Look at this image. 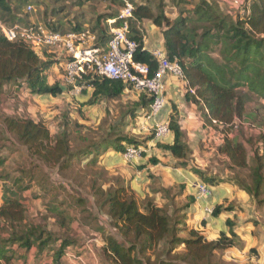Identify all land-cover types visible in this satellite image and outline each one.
Returning <instances> with one entry per match:
<instances>
[{
	"label": "trees",
	"instance_id": "1",
	"mask_svg": "<svg viewBox=\"0 0 264 264\" xmlns=\"http://www.w3.org/2000/svg\"><path fill=\"white\" fill-rule=\"evenodd\" d=\"M95 1L99 0H0V18L8 25L27 24V15L23 11L30 4H47L52 8L53 15L61 7L73 5L81 9ZM104 1L112 4L121 2ZM171 3L178 9L174 20L168 16L162 3L154 10L146 0L142 4L134 2V19L130 21L129 36L139 45L135 60L149 67L150 78L156 75L160 63L145 49L144 37L139 29L143 21H152L163 32L167 60L177 62L183 70L187 101L200 109L208 127L229 134L245 115L248 96L244 89L264 101V0H248L243 14L237 16L225 13L216 1L171 0ZM122 8L118 13H108L97 19L96 23L103 20L108 26V21L117 18ZM88 29L87 26L82 28L75 24L73 32ZM106 32L103 29L99 35V40L105 45L110 39ZM213 53L218 57H213ZM54 65L60 66V63L48 50L39 55L25 43L8 42L0 34V105L5 94L4 88L11 83L38 97L55 98L63 95L65 87L62 80L54 84L49 82V72ZM85 84L93 89L87 104L90 106L102 101H117L130 91L122 82L101 77L87 78ZM190 89H195L196 93H191ZM139 100L132 111L134 119L138 118L136 113L140 108L144 109L145 115L150 112V97L142 93L139 94ZM177 115L174 106L169 118L174 135L173 144L159 142L157 147L169 152L177 160L185 161L190 147ZM3 123L6 131L27 147L31 156L47 168L58 169L62 174L75 162L82 163L83 158L93 156L88 166H97L99 158L114 145L115 151L124 154L127 147H138L141 143L132 135H123L118 124L112 127V134H117L115 140L108 139L74 150L66 129L52 137L42 121L32 118L6 117ZM260 143L262 148L250 158L244 144L226 138L220 153L228 159L233 169L248 172L246 177L237 174L231 182L260 206H264V134ZM0 163L4 164L1 158ZM151 163L158 165L159 161L153 159ZM185 164L186 161L182 163ZM193 173L204 177L201 171ZM9 180V175H1L0 188L4 187L2 182ZM204 180L210 188L223 182L213 178ZM93 184L99 210L108 216L114 230L129 245V248L124 247L115 236L106 238V254L111 255L113 264H147L142 256L161 247L163 251L155 264H217L215 259L218 256L242 246L233 229L234 224L229 220L226 224L230 228V235L221 233L216 241H209L194 229L188 231L187 237H183L181 234L187 229H180L165 209L157 207L152 200L142 209L134 192L124 184H117L112 190L104 189V186L96 189L97 181ZM191 201L194 203L195 200L191 198ZM78 203L83 204L84 201L78 200ZM231 210V207L224 209L217 206L212 216L219 218L224 211ZM50 212L60 216L64 214L56 205ZM0 221V264H17L19 257L14 251L16 245L28 251L36 247L39 253L54 251L52 264H60L64 249L73 243L68 237H57L43 225L30 221L26 206L19 200L18 193L11 189H5ZM206 225V221H203L202 226ZM57 242H61L58 250L54 248Z\"/></svg>",
	"mask_w": 264,
	"mask_h": 264
},
{
	"label": "rangeland",
	"instance_id": "2",
	"mask_svg": "<svg viewBox=\"0 0 264 264\" xmlns=\"http://www.w3.org/2000/svg\"><path fill=\"white\" fill-rule=\"evenodd\" d=\"M119 1L121 2L112 4L109 1L99 0L86 5L81 9L75 8L73 5L64 6L53 15L51 13L52 8L47 4H30L24 8L23 13L26 14L28 18L31 16L37 17L39 22L47 25L50 29L61 33L73 32L75 24L81 25L82 28L86 25L89 29L94 31L98 38V43L105 46V44L99 40V35L103 29H106L107 36L110 37L109 28L105 25L103 20L98 24L96 23V20L105 17L108 13H118L124 5L123 0ZM127 1L133 5L134 2L140 4L139 0ZM146 1L154 10H156L159 7V4L162 3L165 11L172 19H175L178 15V9L173 6L171 0ZM210 1H216L225 13L232 16L242 15L245 7L248 5V0ZM29 6H32L34 11L28 12ZM212 56L215 58L218 57L216 53H213ZM62 75L63 68L54 65L49 72V82L54 84L59 80L61 81ZM8 86L11 90L6 94L7 99L5 103L0 106V115L4 114L6 116L5 112H9L11 115L10 112H14L16 114L15 117L35 118L36 121H42L47 126L52 137H55L66 129L69 133L70 143L74 150L87 148L95 143L100 144L108 139L115 140L117 134H112V127L118 124L123 135L135 136L137 134L136 125L139 122L138 118L141 117V114L136 113L138 118L134 119V113H132L135 109L134 104L136 103V98L139 96V93L136 91L127 92L117 101H102L97 105L90 106L87 104L92 96V90H89L88 88L80 91L75 90L72 94L71 92L74 89H70L71 91L69 92L65 87L66 90H64L63 95L53 98L51 96L35 97L29 92L21 91L20 86H18V89L12 91L13 87L15 88L16 86V84L13 83L7 85V87ZM244 93L248 96L245 115L241 122H238V128L229 134H224L218 129L208 127L206 120L203 118L202 112L196 106L195 113L198 120L196 122L194 121L192 126L197 128V131L194 130V136L192 134L193 137L186 136L190 152L185 161H189L190 163L191 167L189 166V172L193 173L194 171H201L204 174L203 178L197 176L199 181L198 184L205 183L204 179L210 178L217 181L222 180L223 182H231V180H233L239 173H241L243 177L248 175L247 171L233 169L228 159L220 153V147L224 144L226 138L233 142L244 144L249 152L250 158H253L257 150L262 148L260 139L264 134V101L254 94H248V91L245 89ZM174 106L178 109L177 105L172 104V110ZM178 112L179 111L177 110V116L179 117ZM3 117L0 118L2 119ZM4 145L9 146V154L11 156L13 155L14 159L9 164L8 171L5 170L3 175H6L11 171L12 173L20 174V177H24V179L28 180V171H33L32 173H34L37 178L36 181L39 182L37 185L38 190L40 191L39 198L43 200V204L45 201H48L50 204L54 206L57 205L59 209L61 208L64 211V214L61 217L63 223L59 221L60 224L58 225H60V227L58 229H61L62 224H67L68 221L74 218L71 217L72 214H75L76 216L77 213L81 211L82 219H84L85 222H88L95 231H98L99 228L97 227L96 219L85 213V210L87 209L86 203L88 201L83 199L84 203L81 205L70 193L82 192L85 196H90L92 199L94 198V200H90V203L93 209L97 211L99 208L94 197L95 189L93 188V182L97 181L98 187H96V189L101 186H107L110 190L114 189L117 184L120 185L125 183L120 177L112 176V167H109L108 169H105L102 166L91 167L88 166V163L86 164L87 158H83L81 161H85L84 164H80L81 162H75L73 164L74 166L69 168L63 174L59 173L58 169L50 168H48L47 173L45 170L46 166L37 158L31 156L29 151L27 152L25 148H22L25 146L20 144L14 135H7L6 138H3L0 134V147H3ZM20 148L22 151L17 150ZM114 148L115 145L112 146V149ZM112 152L113 151L109 150L107 155L111 154L112 156ZM160 153L161 160L155 156L150 157L148 159V166H156L151 163V160L153 159L159 161V163L162 162L163 164L170 163L168 160L170 156L166 155L163 151ZM185 161L178 162L177 166H180V164L182 165ZM145 168L146 167L144 166V168L139 169L138 172ZM180 168L185 169V166ZM53 171L56 173H53ZM50 176H53V179ZM135 177L138 178V181H141L140 185L135 181ZM62 180H65L67 183H60ZM132 181H134V190L145 194V197H140L139 194L132 190L136 195L140 207L143 209L148 201L155 199V195L151 197L150 193L160 191L161 184L158 182V178L152 173L145 174L144 176L135 175L132 178ZM27 183L23 182L24 185L28 186ZM130 183L132 182L130 181ZM161 191L164 190L161 188ZM174 192L175 191L172 190L170 195H174ZM164 193H166V190ZM184 207V205L174 202L171 205L169 203L163 209H165L169 216L172 217L174 223L179 225L180 229H187L181 234V236L187 237L188 231L191 230V226L187 224L189 218L187 214H184ZM106 221L108 228L112 229L115 235L104 233V241L107 237L115 236L116 238L120 235L114 230L110 220ZM54 235L64 236L65 234L63 231H59L54 233ZM117 239L124 247L129 248V245L122 236H119ZM106 251L107 250H105V252ZM162 251L163 247L150 251L142 256L144 258L143 260L147 264H155L157 263L155 262L156 258L160 256ZM254 255L256 256V253ZM105 259L113 258L110 254H106ZM215 263L225 264L224 262L221 263V257L219 256L215 259Z\"/></svg>",
	"mask_w": 264,
	"mask_h": 264
},
{
	"label": "crops",
	"instance_id": "3",
	"mask_svg": "<svg viewBox=\"0 0 264 264\" xmlns=\"http://www.w3.org/2000/svg\"><path fill=\"white\" fill-rule=\"evenodd\" d=\"M139 1L140 4L144 3L143 0ZM34 21L39 20L34 16L26 18L27 23ZM139 29L144 37L146 50L151 53L154 51H160L166 54L165 40L161 29L149 20L143 21L139 25ZM18 88V85H16L15 88L13 87L12 91ZM87 88L92 90L93 93V89L90 86L85 87L84 89ZM166 88V106L163 109L162 118L168 120L172 114L171 105H177V110L179 111V124L186 136L193 137L194 130L197 131V128L192 125L194 121L196 122L198 120V117L195 113L196 105L188 102L186 99V83L168 76L166 79ZM4 89L5 94L2 96L0 106L5 103L7 99L6 94L11 90L9 86H5ZM21 91L29 92L24 88H21ZM139 101L138 96L136 98V103ZM10 113L11 115L9 112H5L6 116L4 114L0 115V117L5 116L2 119L0 118V134L3 138L10 135L4 126V119L10 116L15 117L16 115L14 112ZM138 113L141 114V117L138 118L139 122L136 125L137 134L132 136L141 142L139 146L143 147L146 151L143 159L129 163L125 160L124 154H120L110 148V151H113L112 156L111 154H105L100 157L97 162V167L102 166L105 169L112 167V176L120 177L125 182V186L130 187V189L139 194L140 197H145V194L134 190V181H132V178L135 175L144 176L149 173L154 174L158 178V182L161 184H159L160 187L164 191L166 190V193H164L160 188V191L150 193L151 197L155 195V199L152 200L154 204L159 208H164L169 203L171 205L174 202L184 205V214H187L189 218L187 224L191 226V229L200 231L209 241L218 240L221 233L230 235V228L227 226L226 222L229 220L234 224L233 229L239 236L242 246L229 249L222 254L221 260L225 264H264V206H260L244 191L240 190L233 183L226 181L222 182L217 187L211 188V197L205 200H198L196 194L199 181L194 173L188 171L190 170L189 161H186L185 165L179 163L180 166H177L178 162H181L180 160L174 158L169 152L163 151L157 147V143L159 142H156L152 137L154 134L153 128L155 122L145 118V111L143 108H140ZM32 119L35 120V118ZM173 142L174 135L172 134L166 141L161 143L171 145ZM22 148H25L28 152L26 147ZM17 150L22 151L21 148ZM9 151L10 149L8 145L0 147V158L4 160V164L0 163V176L3 175L5 170L8 171V166L14 159L13 155L11 156L9 154ZM161 151L170 156L168 159L170 163L163 164L160 162L156 166H148V159L153 156L160 159ZM92 159L93 156L89 159L87 158L86 164H89ZM84 163L85 161H82L81 164ZM144 166L146 168L138 172L139 169H141V167L144 168ZM182 166H185V169H181L180 167ZM45 170L48 173L47 167ZM29 171L28 180L24 179V177H20V174L18 173H12L11 171L7 173V175L10 176V180L1 183L4 187L0 188V208L4 203L5 189H11V191L18 193L19 200L26 206L30 221L35 224L43 225V227L52 233L63 231L65 235L57 237H68L73 243L64 249L60 264H111L112 259H105L107 244L104 241V233H110V235L115 234L112 229L108 228L106 221H109L108 216L99 209L97 210L98 212L93 209L90 200H94V198L92 199L90 196H85L82 192L70 193L73 195L72 197L77 200L84 199L85 201H88L86 203L88 209L84 210L85 213L96 219L97 227L99 228L98 231H95L88 222H85L84 219H82L81 211L78 212L76 216L75 214H72L71 217L74 218L68 221L67 224H62L61 229H58L60 227V225H58L60 224L59 221L62 222V216L50 212V209L54 208V205L50 204L48 201H45L43 204V200L39 198L40 191L37 186L39 182L36 181L37 178L35 177V174L32 173L33 171ZM53 173L56 172L53 171ZM51 178L53 179V176ZM130 181L132 183H130ZM135 181L140 185L141 181H138L137 177H135ZM23 182H28V186L24 185ZM60 183L65 184L67 182L62 180ZM104 189H107V186L104 187ZM170 190L175 191V194L171 196ZM191 198L195 200L194 203L191 201ZM80 204L82 205V203ZM217 206H222L224 209L231 207L232 210L224 211L219 218H213V216L206 215V207H212L215 209ZM59 210L63 211L61 208ZM203 221H206V227L202 226ZM1 225L2 222L0 221V226ZM60 243L61 242H57L54 248L57 250L60 249ZM14 251L19 257L17 264H42L43 262H50L52 264L54 260V251L39 253L36 247L28 251L19 248L17 245L14 247ZM253 253H256V256Z\"/></svg>",
	"mask_w": 264,
	"mask_h": 264
},
{
	"label": "built area",
	"instance_id": "4",
	"mask_svg": "<svg viewBox=\"0 0 264 264\" xmlns=\"http://www.w3.org/2000/svg\"><path fill=\"white\" fill-rule=\"evenodd\" d=\"M123 2L124 7L119 16L107 23L110 39L105 46L98 43L96 34L90 29L61 33L39 21L8 25L0 18V34L8 42L25 43L39 55H43L45 50L53 53L63 68L61 79L63 86L69 89V92L70 89H74L72 94L75 90L80 91L88 87L85 84L86 79L94 77L119 81L130 91L146 93L151 99V105L150 112L145 118L155 122L153 139L156 142H164L172 135L169 121L162 118L166 106V79L171 76L183 81V70L177 62L168 61L164 53L154 51L152 55L160 65L156 75L153 78L149 77V67L135 60L139 45L129 36L130 21L134 19L135 7L127 0ZM32 11L34 8L29 6L28 12ZM190 91L196 93L195 89ZM145 154L143 147L129 146L126 148L124 158L131 163L142 160ZM211 196L212 189L208 185L198 184L196 194L198 200H205ZM205 213L212 216L214 208L206 207Z\"/></svg>",
	"mask_w": 264,
	"mask_h": 264
},
{
	"label": "water",
	"instance_id": "5",
	"mask_svg": "<svg viewBox=\"0 0 264 264\" xmlns=\"http://www.w3.org/2000/svg\"><path fill=\"white\" fill-rule=\"evenodd\" d=\"M64 90H66V89L64 88Z\"/></svg>",
	"mask_w": 264,
	"mask_h": 264
}]
</instances>
